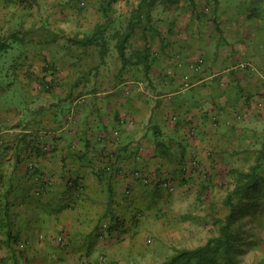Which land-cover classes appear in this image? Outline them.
<instances>
[{"label": "crops", "instance_id": "0c3cea01", "mask_svg": "<svg viewBox=\"0 0 264 264\" xmlns=\"http://www.w3.org/2000/svg\"><path fill=\"white\" fill-rule=\"evenodd\" d=\"M12 1L0 0V264L146 262L144 236L187 189L237 160L264 171V10L256 27L167 26L109 3L59 14ZM240 61L254 71H233Z\"/></svg>", "mask_w": 264, "mask_h": 264}, {"label": "rangeland", "instance_id": "374dc122", "mask_svg": "<svg viewBox=\"0 0 264 264\" xmlns=\"http://www.w3.org/2000/svg\"><path fill=\"white\" fill-rule=\"evenodd\" d=\"M26 1H31V3L29 5H24ZM32 1L33 0H15L16 4L13 3L14 1H12V4L14 6L20 4L19 6H22L21 8L24 7L23 9L27 7L32 8L34 3ZM49 1L52 2L47 5L44 3V0L43 3H41V9L45 10L51 7L52 10H56L55 13L59 14H63V10L66 8H71L80 14L84 10H97L98 3H109L108 8L114 9H137L141 4L140 0H117L115 2H107L108 0ZM136 3L137 7L135 8ZM163 3L168 4L165 2H157L151 9H148V11L154 15L152 20L154 19L156 24L163 23L167 24V26L184 23L197 24L199 22L206 25L216 24L220 26L230 21L237 24H247L250 21V24H254L256 27L259 14L264 10V0H179L177 4H169V9H165L162 5ZM193 4L195 5V11L192 13L191 6ZM137 12V23L147 24L145 9ZM111 14H116L117 19L120 18L119 16L124 15L120 12L118 14L117 12H112ZM127 14L128 13L125 15ZM242 18H244V20ZM1 52L0 50V53ZM17 54V49L9 50L7 55L8 61L12 62ZM198 59H196V61ZM200 59L203 60L202 58ZM244 62L240 61L235 63L231 67L232 70H249L246 68H236L239 64ZM193 63L195 62L192 61V63L188 64V69L192 73L200 72L202 67L200 70L195 71L191 68V64ZM2 78L3 77L0 76V79ZM17 79L18 77L14 76L7 77V80L12 82L15 86L18 84ZM186 83L188 82L182 83L181 89L185 87ZM190 86V83H188V87L186 88ZM221 87H224L223 83ZM10 97L17 100L19 99V93L13 91L10 93ZM257 159L258 157H256L255 162ZM240 162L241 161L238 160L234 162V164H237V167H234V169L245 171L242 168L246 165H241L242 163L239 164ZM255 162L250 166L254 165ZM217 176L218 180L216 182H210L205 188L196 187L187 189L185 191L186 196L182 197L181 201L175 203L174 207H170V217L168 215L166 218L168 219L166 221L167 224H162V226L165 225V229H161V231H150L144 236V245H142L148 251L149 257L146 262L139 264H161L172 254L174 248L194 249L204 245L210 237L217 234V228L213 225L211 219L213 216L224 217L228 213V209L223 205V200L227 192L234 187L233 177L229 171H222L215 177ZM229 179H231V181ZM175 191L176 189L174 188L172 192L175 193ZM254 199H259L258 201L261 203L260 206H256L255 209L252 210V213L241 217L236 223V226H238V236L235 257L238 264H264V195H255Z\"/></svg>", "mask_w": 264, "mask_h": 264}, {"label": "trees", "instance_id": "16d2710c", "mask_svg": "<svg viewBox=\"0 0 264 264\" xmlns=\"http://www.w3.org/2000/svg\"><path fill=\"white\" fill-rule=\"evenodd\" d=\"M117 0H108L115 2ZM137 11L147 12L157 2L171 5L179 0H140ZM104 2V1H102ZM144 7V8H143ZM105 8L102 10L104 11ZM262 164L259 159L247 171L234 169L230 174L233 177V189L227 192L223 205L228 209L224 217L213 216L211 221L217 228V234L210 237L204 245L194 249L174 248L172 254L161 264H238L235 257L238 219L252 213L256 206H260L255 195H264V172L260 170ZM0 219V230H1Z\"/></svg>", "mask_w": 264, "mask_h": 264}, {"label": "built area", "instance_id": "2783aa9c", "mask_svg": "<svg viewBox=\"0 0 264 264\" xmlns=\"http://www.w3.org/2000/svg\"><path fill=\"white\" fill-rule=\"evenodd\" d=\"M202 65H203V60L198 59L195 63L191 64V68L193 70H195V71H198V70H200ZM236 68H242V69L246 68V69H249L250 71H254L253 64L248 63V62L241 63ZM186 87H188V83L185 84L184 89H186ZM142 179H143L144 183H149L150 182L149 177H144ZM163 186L170 192H172L174 190L173 186L171 184L167 183V182L163 183ZM42 192H43V187H39L38 189H35V191H34V193L36 195H40Z\"/></svg>", "mask_w": 264, "mask_h": 264}]
</instances>
